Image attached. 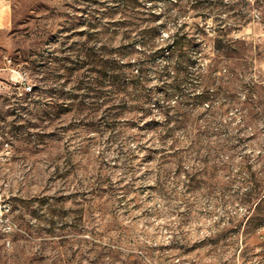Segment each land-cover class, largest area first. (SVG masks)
<instances>
[{
    "label": "rangeland",
    "instance_id": "rangeland-1",
    "mask_svg": "<svg viewBox=\"0 0 264 264\" xmlns=\"http://www.w3.org/2000/svg\"><path fill=\"white\" fill-rule=\"evenodd\" d=\"M175 1L0 3V264H264V0ZM177 31L182 92L228 52L233 98L166 95Z\"/></svg>",
    "mask_w": 264,
    "mask_h": 264
},
{
    "label": "trees",
    "instance_id": "trees-1",
    "mask_svg": "<svg viewBox=\"0 0 264 264\" xmlns=\"http://www.w3.org/2000/svg\"><path fill=\"white\" fill-rule=\"evenodd\" d=\"M181 0H176L172 4L177 8L180 13H184L185 9L180 3ZM145 41V40H144ZM192 39L190 36L181 31H177L173 37L172 42L168 46L167 50H155L153 53L157 55L160 53H166L167 57V77L170 83L165 85L166 95L170 96L173 93H177L180 100L178 103H184L186 100H192L195 104L200 103L206 99L214 100V97H225L231 95L233 98L234 95L230 93L232 90V85H235V73L232 68L233 57L228 54V52L217 53L215 57L210 58V61L207 64V72L199 75L198 84L203 86V91L199 93H190L185 94L182 92L180 85L183 81L182 73L184 72V63L186 61V49L190 45ZM226 45H223V48L230 50V47L233 44L241 43L240 41L228 39ZM164 53V54H165ZM106 72L102 74L103 77L107 78L109 85L113 88H119L118 96H123L126 98L125 91L126 89L132 87V81L126 78V72L124 67L115 64L114 62H108L105 68ZM138 71H142L141 68ZM140 82H137L139 85ZM231 85V86H226ZM197 87V86H196ZM227 87V88H226ZM240 87L243 91H246L245 96L247 99L242 102V108L245 109L250 103L251 94L253 90L245 83H241ZM228 91V92H227ZM227 93V94H226ZM224 97V98H225ZM223 105H226L224 103ZM222 110H226L223 109ZM162 114L166 117H170L169 108L165 107L162 110Z\"/></svg>",
    "mask_w": 264,
    "mask_h": 264
},
{
    "label": "crops",
    "instance_id": "crops-1",
    "mask_svg": "<svg viewBox=\"0 0 264 264\" xmlns=\"http://www.w3.org/2000/svg\"><path fill=\"white\" fill-rule=\"evenodd\" d=\"M1 2H3V0H0V3ZM0 6H2V5H0ZM2 7H0V23L2 22V20L5 18L6 14H7L6 5H3Z\"/></svg>",
    "mask_w": 264,
    "mask_h": 264
}]
</instances>
